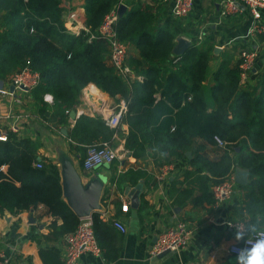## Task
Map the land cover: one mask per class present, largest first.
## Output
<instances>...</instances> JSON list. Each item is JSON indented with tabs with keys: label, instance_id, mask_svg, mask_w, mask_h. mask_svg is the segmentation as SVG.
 <instances>
[{
	"label": "trees",
	"instance_id": "obj_1",
	"mask_svg": "<svg viewBox=\"0 0 264 264\" xmlns=\"http://www.w3.org/2000/svg\"><path fill=\"white\" fill-rule=\"evenodd\" d=\"M62 3L63 0H0V80L29 67L39 76L38 84L30 92L42 119L65 124L90 84L112 98H125L127 93L114 67L108 64L107 43L102 39L90 40L120 0H86L88 32L77 35L69 33L64 25ZM152 18L148 11L134 7L120 17L117 26L120 40L138 49L140 59L133 61L132 66L141 67L139 73L144 78L143 83L135 84L133 96L127 102L126 150L139 157L148 143L155 160L161 164L193 152L190 165L194 171L187 172L184 181L189 188L172 189L175 205L180 208H184V200L192 197L193 186L201 192L199 199L213 203L215 185L234 174L237 167L249 171L250 181L242 186L245 195L240 220L247 228L264 229V79L258 89L243 90L240 64L227 69L222 63L214 73L217 86L212 89L217 107L208 108L202 101L201 84L207 78L211 62L209 51H199L193 45L175 63L178 57L172 51L182 34L180 21H169L165 27L154 30ZM166 64L174 71L168 75L164 87L162 72L168 69ZM45 95L52 96V106L44 101ZM190 95L193 97L188 101ZM230 113L234 121L229 119ZM113 135L114 130L100 117L81 116L71 129L69 140L86 155L87 146L110 141ZM216 136L227 146L219 159L211 160L206 148L196 146L195 141L201 139L217 146ZM35 150L34 143L19 139L13 132L7 133L5 142L0 141V214L17 215L44 206L48 215L61 219L59 230L68 235L81 220L63 198L57 167L52 164L35 167L40 163ZM152 180L148 172L130 169L118 177L117 185L128 182L137 186L141 181L149 185ZM143 198L142 194L141 201ZM197 200L192 198L193 202ZM92 219L96 238L103 248V238L112 225L104 222L98 212ZM39 255L44 264H63L52 251L42 249Z\"/></svg>",
	"mask_w": 264,
	"mask_h": 264
},
{
	"label": "crops",
	"instance_id": "obj_2",
	"mask_svg": "<svg viewBox=\"0 0 264 264\" xmlns=\"http://www.w3.org/2000/svg\"><path fill=\"white\" fill-rule=\"evenodd\" d=\"M174 1L120 0L121 6L126 7V12L134 7L148 11V14L153 17L152 29L154 30L165 27L169 21H176L172 17ZM220 2L221 0H195L190 16L179 22L182 34L177 37V39L182 37L190 41L192 46L195 45L199 51L210 53L211 62L207 78L201 84L202 101L206 102L210 109L217 107V101L212 95V89L217 86L214 73L219 70L222 63H225L227 69L236 68L240 64L242 49L252 48L257 50L259 55L254 70L249 74L246 82L240 84V87L243 90L252 91L255 88L258 89L264 79V35L250 33L252 19L247 10L238 16L221 17ZM85 5L86 0H63L61 7L64 25L67 24L68 14L75 12L79 21L85 26ZM177 39L174 47L177 45ZM128 46V64L131 74L127 79L117 76L126 88L127 97L112 98L96 85L90 84L83 91L81 103L74 109L76 119L73 120L70 116L72 110L65 124L58 120L50 122L42 119L31 92L10 91L9 77L0 80V87L13 92L12 96H0V133L7 135L13 128L14 134L19 139L35 144L36 156L41 164H52L57 167L61 177L63 198L67 204L68 199L64 195V179L70 170L75 171L85 186L93 180L103 184L100 209L97 212L111 211L113 215L122 220L128 232L123 234L109 221H104L112 226L103 238V256L97 257L91 253H85L81 257L80 264H235V256L228 253V249L236 243L234 232L224 223L241 218L240 210L245 195L241 185L237 184L236 193L219 205L199 199L201 192L198 187L193 186L192 197L184 200V208L175 205L176 196L173 195V186L180 190L189 188L188 183L184 184V181L186 173L194 171V167L190 165V160L193 158L192 151L187 152L183 158L169 163L173 165V170L165 182L161 183L158 180L159 170L163 165L168 164H161L155 160L154 152L148 143L139 157L133 156L126 150L129 125L125 116L120 128L113 129L114 135L110 140L118 151L116 163L113 166H103L92 173L84 171L82 162L85 152L71 144L69 133L81 116L100 117L105 121V118L112 115L122 102L127 103L132 98L135 84L143 83L144 78L139 73L141 67L132 66L133 61L140 59L139 51L131 44ZM216 49H219L218 52ZM173 56L175 57L174 54ZM106 57L108 64L111 65L109 54ZM166 66L168 69L165 68L162 72L164 87L167 85L168 75L174 71L169 64ZM226 68L223 70L224 75L227 74ZM87 90L93 91L104 101V107L101 110L88 102L85 94ZM259 92L260 90H257L256 95ZM156 97L159 99L160 93ZM192 97L193 95H190L188 101H191ZM45 102L49 106L53 105V102H48V100ZM229 119H233L231 113ZM64 129L67 135L64 134ZM195 145L204 146L211 160L219 159L225 149L218 145L206 144L201 139H197ZM231 155L235 158L233 153ZM130 169L146 171L153 179L149 185L143 181L139 182L144 187L142 193L144 198L137 210L132 209L131 198L128 195V191L136 186H131L128 182H121L119 186L117 185L118 177ZM236 169L247 171L240 167ZM249 181L250 173L248 183ZM192 198L198 200L193 202ZM123 199L130 203V211L127 214L121 211ZM178 218L186 219L192 228L188 247L164 257H151L150 249L158 237ZM246 219L250 218L246 216ZM62 224L61 219L48 215L44 206H38L17 215L7 212L0 214V251L4 253L9 264H44L39 255L42 249L59 255L64 264L66 254L64 240L67 234L60 232Z\"/></svg>",
	"mask_w": 264,
	"mask_h": 264
},
{
	"label": "built area",
	"instance_id": "obj_3",
	"mask_svg": "<svg viewBox=\"0 0 264 264\" xmlns=\"http://www.w3.org/2000/svg\"><path fill=\"white\" fill-rule=\"evenodd\" d=\"M195 0H175L172 17L177 21H182L190 16L194 8ZM120 2L118 6L114 7L104 18L103 23L97 31L90 36V40L102 39L107 43L109 49V59L111 66L115 69L116 76L127 79L131 74V68L128 64L129 46L128 43L120 40L117 26L120 19ZM220 15L223 18L230 16H238L247 10L252 19L250 33L252 35H264V0H221ZM67 31L71 34H79L88 29L82 25L75 12H71L67 16V24H65ZM258 51L252 48L242 49L240 52V70L241 83L246 82L249 74L254 70L256 60L258 58ZM175 63L180 60L177 56ZM39 81V76L29 67H23L14 72L8 79V86L13 90H22L30 92ZM12 96L7 88L0 87V96ZM44 100L53 102L52 97L45 95ZM128 112V104L124 101L116 109V111L105 118L107 127L118 130L122 124L124 117ZM69 113V112H67ZM10 132H15L12 128ZM7 135L0 133V141L5 142ZM215 141L219 147L225 148L227 142L216 136ZM118 159V151L111 144L110 141H100L87 146L85 158L83 160V168L86 173H92L97 169L113 165ZM36 168H41V163L35 164ZM173 170V165H163L159 170L158 180L162 183L169 177ZM237 183L234 180V175L228 176L222 183L215 185L212 189L213 200L215 205H219L224 200L230 199L236 193ZM122 213H129L130 203L122 200ZM100 217L103 221L110 222L113 227L121 233L126 234L128 229L120 218H117L111 211H100ZM80 224L77 229L65 237L64 243L66 247L64 264H80L82 255L91 253L97 257L103 256V249L98 243L94 231V223L92 216L80 219ZM225 226L233 231L243 229L245 238L250 235L247 231V226L244 221L232 219L226 221ZM264 231V230H257ZM192 236V228L184 218H178L173 224L168 226L165 231L158 237L156 243L150 249V256L153 258L159 257L163 253H175L188 247ZM242 242H236L229 249L228 253L235 256L233 251L236 247H242ZM0 264H9L8 259L4 253L0 251Z\"/></svg>",
	"mask_w": 264,
	"mask_h": 264
},
{
	"label": "water",
	"instance_id": "obj_4",
	"mask_svg": "<svg viewBox=\"0 0 264 264\" xmlns=\"http://www.w3.org/2000/svg\"><path fill=\"white\" fill-rule=\"evenodd\" d=\"M120 16L126 13V7L121 6L119 10ZM192 46L190 41L179 37L177 39V45L173 49V54L175 56H182L185 52ZM219 49H216L218 52ZM13 91V88H10ZM88 102L96 107V109L101 110L104 107V101L91 93L90 90L85 92ZM73 120L76 119V111L73 110L70 114ZM64 134L67 135L66 129H64ZM249 171H240L236 169L234 173V180L238 185L244 186L248 184ZM103 184L97 182L96 180L91 181L86 186L83 185L79 176L75 171L70 170L66 173L64 179V195L68 199L69 207L77 215L79 219L91 217L95 212L100 209V198L102 193ZM143 184L139 183L135 188L128 191V195L131 198L132 209L137 210L140 206L141 195L143 193ZM179 210V209H177ZM170 252L163 253L159 257H164Z\"/></svg>",
	"mask_w": 264,
	"mask_h": 264
},
{
	"label": "clouds",
	"instance_id": "obj_5",
	"mask_svg": "<svg viewBox=\"0 0 264 264\" xmlns=\"http://www.w3.org/2000/svg\"><path fill=\"white\" fill-rule=\"evenodd\" d=\"M247 231L248 238H245L243 229L234 233V240L243 243L242 247L233 249L235 264H264V231H257L254 226H249Z\"/></svg>",
	"mask_w": 264,
	"mask_h": 264
},
{
	"label": "bare ground",
	"instance_id": "obj_6",
	"mask_svg": "<svg viewBox=\"0 0 264 264\" xmlns=\"http://www.w3.org/2000/svg\"><path fill=\"white\" fill-rule=\"evenodd\" d=\"M91 91V90H90ZM92 94H94L95 96L99 97L98 95H96L93 91H91Z\"/></svg>",
	"mask_w": 264,
	"mask_h": 264
},
{
	"label": "rangeland",
	"instance_id": "obj_7",
	"mask_svg": "<svg viewBox=\"0 0 264 264\" xmlns=\"http://www.w3.org/2000/svg\"><path fill=\"white\" fill-rule=\"evenodd\" d=\"M262 230H264V229H262Z\"/></svg>",
	"mask_w": 264,
	"mask_h": 264
}]
</instances>
